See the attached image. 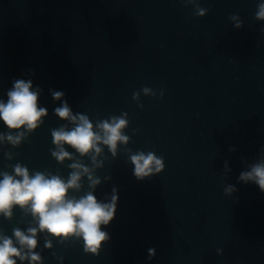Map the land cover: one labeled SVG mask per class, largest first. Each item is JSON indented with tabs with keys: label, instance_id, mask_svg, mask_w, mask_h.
<instances>
[{
	"label": "water",
	"instance_id": "1",
	"mask_svg": "<svg viewBox=\"0 0 264 264\" xmlns=\"http://www.w3.org/2000/svg\"><path fill=\"white\" fill-rule=\"evenodd\" d=\"M260 2L0 0V100L14 80H31L48 110L33 132L20 130L19 146L0 141V172L20 163L67 179L75 160L92 167L67 145L74 160L51 156V131L72 127L54 113L64 101L94 124L127 113L128 143L115 156L101 145L103 166L93 173L99 200L109 202L113 188L119 197L102 226L110 239L93 255L81 239L40 233L42 264H264V192L238 179L264 149ZM52 91L64 96L54 100ZM140 151L162 157L164 170L137 180L129 156ZM81 183L70 195L90 190L86 177ZM228 185L235 190L226 194ZM28 226L35 222L19 208L11 220L0 216V234Z\"/></svg>",
	"mask_w": 264,
	"mask_h": 264
},
{
	"label": "clouds",
	"instance_id": "2",
	"mask_svg": "<svg viewBox=\"0 0 264 264\" xmlns=\"http://www.w3.org/2000/svg\"><path fill=\"white\" fill-rule=\"evenodd\" d=\"M206 12V9L196 5V15L203 16ZM255 18L264 21V2L257 5ZM230 19L236 20L237 15H232ZM241 26L242 22L236 24L238 28ZM142 91L148 95L151 89L145 87ZM39 93V88L33 89L31 80L13 81L6 93V101L0 100V121L9 130L7 134L0 133V141L6 140L14 147L19 146L25 138V132L21 129L30 133L40 126L48 110L39 106ZM63 96L62 91H52L54 100H61ZM138 96L139 93H134L133 99H138ZM54 113L72 127L69 129L64 125L51 131L55 145V150H50L51 156L59 163L74 160L73 154L65 148L67 145L81 157H89L92 167L75 160L68 164L71 171L67 179L41 171L30 174L28 167L20 163L13 166L12 173L0 172V216L11 220L14 210L19 208L35 222V226H28L26 230L13 228L11 236L0 234V264H17V261L21 264L24 261L42 264V256L36 251L40 233L57 238L61 243L70 237L81 239L84 252L93 255H99L101 245L110 239L102 226H108L115 218L119 197L113 188L109 202L99 200L94 190L101 183V178L93 173L103 166V162L98 160L104 151L101 145L115 156L118 144L128 143L129 137L123 132L128 126L127 113L94 124L86 114H74L67 101L55 108ZM231 150L235 151L234 148ZM128 151L131 153L130 149ZM261 151L260 158L249 165V170L242 171L238 179L244 183L252 181L264 192V149ZM6 155L11 159L10 155ZM129 159L134 165L133 174L137 180L150 178L165 167L163 158L157 157L154 152H136L130 154ZM85 177L90 190L80 196L70 195V192L82 189L81 181ZM234 190L233 185H228L225 193ZM44 247L51 249L52 241L46 239ZM148 251L149 259L153 258L154 249Z\"/></svg>",
	"mask_w": 264,
	"mask_h": 264
}]
</instances>
